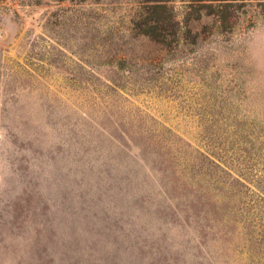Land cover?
<instances>
[{
	"label": "rangeland",
	"instance_id": "1",
	"mask_svg": "<svg viewBox=\"0 0 264 264\" xmlns=\"http://www.w3.org/2000/svg\"><path fill=\"white\" fill-rule=\"evenodd\" d=\"M207 3L0 0V264H264V0Z\"/></svg>",
	"mask_w": 264,
	"mask_h": 264
},
{
	"label": "trees",
	"instance_id": "2",
	"mask_svg": "<svg viewBox=\"0 0 264 264\" xmlns=\"http://www.w3.org/2000/svg\"><path fill=\"white\" fill-rule=\"evenodd\" d=\"M203 1H207L210 3H207L208 5H206L209 8V13L213 12V3H222L225 0H203ZM219 5V4H217ZM156 22V21H155ZM144 33L149 35L150 37H154V38H160V36L162 35V33H158L159 32V27L157 24H153V25H149V27H147L146 29H144Z\"/></svg>",
	"mask_w": 264,
	"mask_h": 264
}]
</instances>
